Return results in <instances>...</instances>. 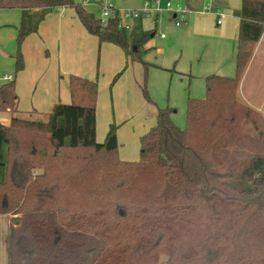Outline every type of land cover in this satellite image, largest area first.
I'll use <instances>...</instances> for the list:
<instances>
[{
  "label": "trees",
  "instance_id": "obj_1",
  "mask_svg": "<svg viewBox=\"0 0 264 264\" xmlns=\"http://www.w3.org/2000/svg\"><path fill=\"white\" fill-rule=\"evenodd\" d=\"M59 6L73 7L99 43L140 58L150 31L137 24L120 29L116 17L103 22L74 0H0V9L20 10L14 72L24 38ZM236 16L234 75L205 76L204 96L187 97L182 127L173 107H158L137 161L117 155L116 124L96 140V80L70 74V102L55 103L44 120L17 115L14 79L0 83V111L10 115L0 123V214L20 218L8 231L6 264H156L161 254L166 264H264L263 120L244 113L261 146L239 170L247 186L228 180L223 142L225 132L241 140L236 89L264 29V0H241Z\"/></svg>",
  "mask_w": 264,
  "mask_h": 264
},
{
  "label": "rangeland",
  "instance_id": "obj_2",
  "mask_svg": "<svg viewBox=\"0 0 264 264\" xmlns=\"http://www.w3.org/2000/svg\"><path fill=\"white\" fill-rule=\"evenodd\" d=\"M74 1L79 3L81 0ZM113 1L116 6L120 8H136L144 3H147L149 6H158L160 10L155 11L148 18L156 16L158 22L156 33L164 31L166 34L165 29H162L160 24L163 21L173 24L171 20V12L165 9L167 2L174 8L176 6L186 7L190 2L193 4L196 2L197 5L201 6L203 0ZM83 7L88 11H91L96 17H100V8L98 9L94 5ZM142 22L145 25L151 21L150 19H144ZM156 37L157 36H155L154 39H156ZM91 39L93 40V38ZM153 51V49H142L139 52L140 58L137 60H131L130 57H125L124 52L119 46H113L107 42L99 44L97 40L95 42L84 40L80 44L68 41L65 45L63 43L59 51L65 63H76V66H80L81 70L85 72V74L82 75L83 77L96 80L95 137L97 138L98 136L99 140L96 139L97 141H103L108 129V123L116 124L118 126L116 131L118 141L117 155L121 160H123L121 156L128 158L125 161H137L139 159L140 136L145 133V130H148L155 124L157 108L161 106L165 107L167 106L166 104H168L167 99L170 88V77L172 73H174L175 68L171 63L169 67H165L167 70H159L160 67L151 63L155 62L156 65L160 64V59L155 58V53ZM43 55L48 56V50H44ZM143 61L150 62V65H148L146 69L143 66ZM251 61L252 66L246 74L245 72ZM44 67L45 65H41L40 62H37L36 64L32 62L30 66L26 65L20 74H18L19 72L14 74V60H12V57L8 59L6 58L0 62V83L3 81V75L11 74L13 75V78L15 76L14 81L16 82L18 77H22L24 92L22 95L18 96V109L20 108L21 102L24 106H29L30 102L37 100V94L35 93L32 99L30 91L34 86L36 79L43 73ZM158 73H167L165 83L158 78ZM177 77L178 81L182 80L180 75ZM185 79V85H183L182 88L184 98H186L187 95H190L188 78L186 77ZM144 87L148 97L144 95ZM204 94L205 89L203 86V96ZM236 99L239 104L236 108L239 119V133L237 136H241V140L235 142L236 140H231V137L227 139V132H225L223 133V142L229 149L226 162L230 161L232 163L229 168L233 170V174L228 177V180L237 186L245 187L247 186V183L239 177V170L242 168V164H245L249 157L256 152V147L259 146L261 148V146L255 141L256 132L253 130L249 118L244 116V113L248 112L250 109L249 111H254L257 118L264 122V32L260 39V43L255 45L245 65L236 89ZM184 102L181 107H179V105L178 107L172 105L176 109V112L173 115V120L180 127L184 126L185 123ZM9 116V112L0 111V123H8ZM19 116L40 120L46 118V115L38 113L23 114ZM36 172L37 169H34L32 173ZM90 211L96 212L98 210H95L94 208V210ZM8 214L11 215V218L19 217L18 214ZM3 219V221H0V264H6L7 262L8 226L10 227L12 224L20 221V218H18L17 221L11 223L7 222L5 218ZM259 243H264V239L260 238ZM166 259L167 257L161 254L156 264H166ZM70 264L98 263L72 262Z\"/></svg>",
  "mask_w": 264,
  "mask_h": 264
},
{
  "label": "crops",
  "instance_id": "obj_3",
  "mask_svg": "<svg viewBox=\"0 0 264 264\" xmlns=\"http://www.w3.org/2000/svg\"><path fill=\"white\" fill-rule=\"evenodd\" d=\"M99 2L100 0L94 2L80 1L83 6L94 5L98 9ZM201 4L200 6L196 2L194 4L190 2L186 6L189 11L183 15H174L171 12L173 24L164 21L160 24L161 28L165 29L166 34L164 31L156 33L158 24L156 16L153 18L142 17L132 21V27L137 24L143 30L150 31V37L144 44V49H153L155 58L160 59L159 65H156L155 62L151 63L160 67L159 70H167L165 67H169L171 63L175 68V74L172 73L170 77L168 104H166L174 108L171 115L172 119L176 112L175 107L172 105L181 107L185 99L184 104L186 107L187 97H203L205 76L213 73L222 76H233L235 72L234 55L239 27L236 11L240 9L241 0H203ZM205 6L210 7L211 11H203L202 9ZM216 12H221L222 15L219 16ZM218 17H221L220 23L217 22ZM19 19V9H0V62L11 57L14 60ZM144 19H150L151 22L144 25L142 22ZM176 19H181V23L176 25ZM262 34L256 45L260 43ZM155 36H157L156 39H154ZM84 40L98 41L95 35L86 31L76 16L73 7L59 6L45 14L36 31L28 34L21 43L23 68L17 71L18 74L22 72L26 65L30 66L32 62L35 64L40 62L45 67L41 76L36 79L31 91L29 90L32 99L34 94H37V100L30 102L29 106H24L21 102L19 109L17 103L18 115L43 114L49 112L57 102H70L69 75L82 76L85 72L81 70L80 66H76V63H65L59 51L63 43L65 45L70 41L80 44ZM44 50H48V56L43 55ZM125 57L128 58L126 55ZM251 66L252 61L247 67L246 74ZM179 75L182 77L181 81L177 80ZM157 76L163 83L166 82L167 73H158ZM186 77L190 86L189 94L192 96L187 95L184 98L182 88L185 85ZM13 79H15V76ZM22 84V77H18L17 82L14 81L18 102V96L24 92ZM109 124L111 123L109 122L108 126ZM96 139L99 140L98 136ZM121 158L123 160L128 159L124 156H121ZM3 218L11 223L18 220V218H11L8 213L0 214V221H3Z\"/></svg>",
  "mask_w": 264,
  "mask_h": 264
},
{
  "label": "built area",
  "instance_id": "obj_4",
  "mask_svg": "<svg viewBox=\"0 0 264 264\" xmlns=\"http://www.w3.org/2000/svg\"><path fill=\"white\" fill-rule=\"evenodd\" d=\"M95 0H84V2ZM100 8V19L101 21L105 22L110 17L117 18V25L118 28L124 29L126 31L131 30L132 28V21L135 19H139L142 17H149L155 11L160 10L158 6H149L147 3L142 4L136 8H120L116 6L113 0H100L99 2ZM166 10L172 12L174 15L179 14L183 15L187 13L189 10L186 7L176 6L171 7L170 3L167 2ZM203 11H211L210 7L205 6ZM219 16L222 15L221 12H216ZM221 17L217 18V22L220 23ZM181 23V19H176L175 24L178 25ZM163 36V34H161ZM13 79L12 75H3V81H9Z\"/></svg>",
  "mask_w": 264,
  "mask_h": 264
},
{
  "label": "water",
  "instance_id": "obj_5",
  "mask_svg": "<svg viewBox=\"0 0 264 264\" xmlns=\"http://www.w3.org/2000/svg\"><path fill=\"white\" fill-rule=\"evenodd\" d=\"M134 49H135V47H134Z\"/></svg>",
  "mask_w": 264,
  "mask_h": 264
}]
</instances>
